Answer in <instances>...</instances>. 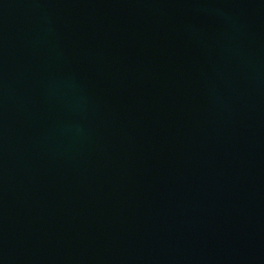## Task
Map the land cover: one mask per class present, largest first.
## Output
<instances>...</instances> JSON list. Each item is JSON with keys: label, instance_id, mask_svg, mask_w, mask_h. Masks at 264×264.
I'll list each match as a JSON object with an SVG mask.
<instances>
[{"label": "water", "instance_id": "95a60500", "mask_svg": "<svg viewBox=\"0 0 264 264\" xmlns=\"http://www.w3.org/2000/svg\"><path fill=\"white\" fill-rule=\"evenodd\" d=\"M0 264H264V0H0Z\"/></svg>", "mask_w": 264, "mask_h": 264}]
</instances>
